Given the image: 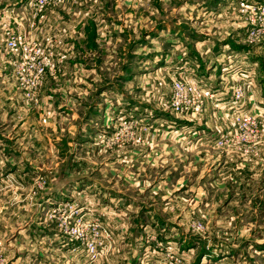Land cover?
I'll use <instances>...</instances> for the list:
<instances>
[{
	"label": "rangeland",
	"instance_id": "rangeland-1",
	"mask_svg": "<svg viewBox=\"0 0 264 264\" xmlns=\"http://www.w3.org/2000/svg\"><path fill=\"white\" fill-rule=\"evenodd\" d=\"M64 1L53 9L64 21L70 57L46 68L40 81L5 69L12 58L4 42L1 48L0 79L10 83L1 82L0 90L12 99L0 104V264H197L202 254L201 264H264V40L246 34L239 4ZM90 9L107 15L95 17L99 41L91 36L79 53L74 43L82 40L84 21L74 14ZM44 38L57 61L56 36ZM231 44L257 52V90L234 87L231 77L249 68L235 62ZM205 47L219 52L212 51L215 59L204 58ZM177 83L210 88L215 97L187 95L178 111ZM239 86L244 94L237 99ZM154 140L156 162L137 159ZM79 184L83 189L70 193ZM44 191L69 192L47 209ZM155 210L169 228L155 227ZM30 217L41 227L37 239L21 229ZM139 218L146 228L137 239L131 228ZM46 219L55 226L45 230ZM48 230L59 240H43Z\"/></svg>",
	"mask_w": 264,
	"mask_h": 264
},
{
	"label": "crops",
	"instance_id": "crops-1",
	"mask_svg": "<svg viewBox=\"0 0 264 264\" xmlns=\"http://www.w3.org/2000/svg\"><path fill=\"white\" fill-rule=\"evenodd\" d=\"M31 1L32 0H0V62H1V59H2V51H1L2 44H3V42H4V44L6 43L9 35L18 34V32L27 33L28 31H29V33L31 32V34L29 35V38L32 41H36L38 43H44V41H45L44 37H46V36H51V35L52 36H56V42H57V44H56L57 48L56 49H57L58 53L60 54L59 57L57 55V61L59 63L60 57H61V59L63 61L67 60L68 57H70V56L69 55H65L66 51H67V49H66L67 48L66 39H65V35H64V37L61 35V34H63L61 28H62V26H64L62 24L64 21L63 20L61 22L59 21V19L62 16L57 11L58 7L60 5H57L58 7H54L55 5L48 7L43 13H41L38 16L37 19H35L34 11H33V8L31 7ZM79 1H82V0H79ZM88 1L91 2V3H97V2L102 3V0L101 1H98V0H83V3H87ZM103 1L107 2V0H103ZM109 1H112V0H109ZM147 1H149V0H120L119 2L123 3V4H127V5L131 4V3L140 5V4L146 3ZM226 1H228V0H226ZM236 1L237 0H235L231 4V6H234V5L238 4V2H236ZM153 2L157 3V0H153ZM64 3H65V1H64ZM53 8H57V10L53 9ZM78 12H79V15L78 14H74V15H77V16L81 17V21H80L81 23L84 21L83 22V26L81 28V33H80V36H81L82 40L80 42H75L74 44H75L76 48L78 49V52L82 53L83 51L80 49L81 47H79V46H81L85 42H87L88 39L91 38V36H94L96 38V42L99 41L97 37H99V35H100V33H99L100 30H99V27H97V25L94 22L96 20L95 17L100 18L101 16L107 15V13H106V11L97 12L95 9H90L87 13H85L83 11H78ZM44 18H46V21H44ZM53 20H56L57 22L54 21L52 23ZM86 23H90V25L93 26V35H92L91 30H90V27L85 28ZM34 24H35V26L33 27L32 25H34ZM3 29H5L6 33L9 31V33H7V37H6V39L4 41L2 40V30ZM53 30H55L58 34H52ZM42 31H43V33H41ZM244 33H245V29H244ZM236 40H237L236 42H239L238 39H236ZM234 43L235 42H233L232 44H234ZM232 44H231V46H232L233 50H231L230 52L235 53V57H234L235 58V62L243 60V61H245L246 66L249 68L248 71H247L249 73L248 75L244 74L242 77H237V78L235 77L236 75L231 77V79L233 80V84H235L234 87H236L237 84H240V85L249 84V85H251V87L249 88L248 91L257 90V85L256 84H257V82L259 83V79H258V76L256 74L257 61L254 60V59L257 58V55H256L257 52L253 51L251 49L245 50V48L242 49L241 47H237V46L232 45ZM188 45H189V42H188ZM75 46L69 47L68 48L69 51H71V48H73V50H74ZM225 47H227V45ZM213 50L216 51L214 49V47H213ZM213 50H211L209 48L207 49V47H205L204 48V54H206L207 56L204 57V58L209 59L211 57H214V59H215L216 56H214L215 54H213V52H212ZM235 50H237L238 52H236ZM137 52L138 51L136 49L133 50L134 54H137ZM73 53H74V51H73ZM217 53H219V52H217ZM5 54L9 55L12 58L11 60L8 59L7 65H5V69H7V68L11 69L12 66H13L15 58H13L12 55L7 54V52ZM61 54H63V55H61ZM124 56H125V58H123V63L126 62L127 64H129L130 63V61H129L130 56L128 55V52H127V55H124ZM201 62H204V61H201ZM211 62H213V60H211ZM93 65H95V62L93 63ZM79 66L83 67V68L87 67L86 65L83 66L81 64H79ZM205 66L206 65L204 63L203 67L206 68ZM0 74H1V71H0ZM6 80H7V82H6ZM9 80H10V78H8V77H6L4 79L2 78V79H0V84H1V82L2 83L3 82L10 83ZM221 84H223V82H221ZM0 89H1V86H0ZM5 89H7V88H5ZM10 95H11V93H8V92H3L2 93V91L0 90V104H1V101H2L1 98L12 99V97H10ZM47 115L49 117H51L49 113ZM55 126H56V132L58 133L59 129H58L57 124H55ZM51 129L52 128L47 129V130L51 131ZM153 143H154V145H153V147L151 149L145 148L143 151H141V153H138V156L136 158L139 159V158H142L141 156H143L144 163H148L152 159H154L153 160L154 162L152 161V163H155L156 159H157V142L154 140ZM0 147H1V145H0ZM146 150H148V152H145ZM11 162H13L14 164H18V163L21 162V160L17 159V161H16L15 159H11ZM16 167H17V169H19V165H17ZM214 174H216V172ZM217 181H218V178L215 177L213 179V181L210 183V186H212V188H213L212 191H215V187H213V183L217 184ZM78 186L79 187H77L75 185L74 189H72V191H70V193H75L76 194V193H78L77 190L83 189L82 187H80L81 186L80 184ZM185 186L187 188H192V186L194 187L193 183L188 185V180H187V183L185 184ZM152 189L157 191V178H155L153 180ZM140 190H143V189H140ZM143 191H146V189L143 190ZM159 191H161V188L159 189ZM208 191H210V190H208ZM16 192H14V193H16ZM44 192L45 193H43V195H41V197L43 198V202L44 203H50L49 204L50 206H47L48 207L47 209H49V208H51V206H55L56 202H59L60 200L64 199L62 197V195L67 193V192H69V191H44ZM85 192H87V191H80V193H85ZM103 192H105V191H103ZM13 200H14V198H13ZM11 204H12V206L13 205H18V207H20V204H17V203H14V202H12ZM141 211L145 212V213L146 212H149V213L151 212V210L147 209V207H145V206L142 207ZM154 217L156 218L155 227H157V228L158 227L159 228L160 227H164V228H169L170 227V226H168V224H166L165 221H164L163 224H160L159 222H157V211L155 212ZM142 221H143V219L139 218L138 221L136 222V226L131 228V231L134 232L135 238H137V239H138L139 233H142L141 227L146 228L145 226H142ZM43 222L44 223H42L41 225H44L43 228L45 230L48 229V228H51L52 226H55V225L51 224L47 219L43 220ZM45 226H47V227H45ZM37 228H41V227H40V225H38V223H36V221L32 217H30L29 222H27L26 224H23V226H21V229H24L25 231L29 232L31 240L32 239H37V237H36V233L38 232L36 230ZM57 233L58 232L53 233L52 231L48 230V231H43L41 236H42V239L44 240V238H46V237L49 238L51 235H53V237H55V235ZM57 236L58 235H56L55 239L53 240V243L55 241L59 240V237H57ZM15 237H17V235H15ZM185 241L183 240L182 242H185ZM33 243L31 244V247L34 246ZM187 250H189V246L188 245H187V247H184V249H183V253H184L185 257H188V254H189V252H187ZM205 255H207V254H202V255H200L198 257L197 264H201V263L204 262L202 259L205 257ZM36 258H38V256H36Z\"/></svg>",
	"mask_w": 264,
	"mask_h": 264
},
{
	"label": "built area",
	"instance_id": "built-area-1",
	"mask_svg": "<svg viewBox=\"0 0 264 264\" xmlns=\"http://www.w3.org/2000/svg\"><path fill=\"white\" fill-rule=\"evenodd\" d=\"M64 0H32L31 7L34 11V17L37 18L41 13H43L51 5H62ZM240 12L247 19V29L246 34L253 40L263 39L264 40V6L259 3H249L245 0L239 1ZM33 27L35 26L32 25ZM50 38H45L44 43H38L32 41L28 36L21 34L10 35L5 43L6 51L8 54L15 57L13 63L14 74L17 77H21L23 80L28 81L34 79L35 81H40L45 75L46 68L54 67V64L58 63L54 60L55 50H53L49 43ZM17 58V59H16ZM56 62V63H55ZM176 94L174 107L176 110H180L182 103L181 99L187 95H195L199 92L206 99H213L214 92L210 88H204L197 91L196 88L185 85L183 83L176 84ZM243 90L239 86L236 90L237 99L243 97ZM30 97V93H27ZM202 102L197 103L196 111H200L202 107ZM218 143H223L219 141ZM218 146H222L219 144ZM93 258L99 256L98 245H92L90 247Z\"/></svg>",
	"mask_w": 264,
	"mask_h": 264
}]
</instances>
